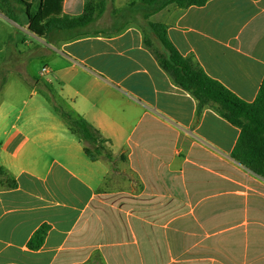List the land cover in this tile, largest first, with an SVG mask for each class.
<instances>
[{
    "label": "crops",
    "instance_id": "0c3cea01",
    "mask_svg": "<svg viewBox=\"0 0 264 264\" xmlns=\"http://www.w3.org/2000/svg\"><path fill=\"white\" fill-rule=\"evenodd\" d=\"M85 7L89 34L46 41L44 76L55 78L45 84L63 85L59 97L111 160H90L36 87L21 106L1 100L0 264H89L95 254L103 264H264V179L231 158L239 129L208 105L197 113L144 26L165 25L182 57L251 103L264 79V0L172 4L146 20L141 0H61L52 16Z\"/></svg>",
    "mask_w": 264,
    "mask_h": 264
},
{
    "label": "trees",
    "instance_id": "16d2710c",
    "mask_svg": "<svg viewBox=\"0 0 264 264\" xmlns=\"http://www.w3.org/2000/svg\"><path fill=\"white\" fill-rule=\"evenodd\" d=\"M209 0H141L145 7L144 19L163 10L169 5L178 8L202 7ZM61 0H38L28 3L24 0H0L7 18L20 25L19 15L24 9L26 28L38 38L52 42L57 33L68 34L69 38L86 35L88 27L94 21L95 14L85 7L83 15L77 18L68 16L54 17L60 12ZM20 7L21 10L18 8ZM145 29L155 37L163 52L156 58L163 68L184 91L190 93L198 102L197 113L203 106H210L217 113L239 129V136L231 158L256 176L264 179V79L255 100L247 103L236 97L223 85L209 78L190 58H184L174 48L167 37V27L163 24L145 22ZM148 45V42H145ZM54 110L66 121L69 130L75 133L85 144V154L90 160H96L101 152L105 159L111 160V154L105 147L98 131L83 119H76L61 107ZM7 174L0 168V175ZM14 180L8 181V187H15ZM49 230L42 225L28 241L30 250H38Z\"/></svg>",
    "mask_w": 264,
    "mask_h": 264
},
{
    "label": "rangeland",
    "instance_id": "374dc122",
    "mask_svg": "<svg viewBox=\"0 0 264 264\" xmlns=\"http://www.w3.org/2000/svg\"><path fill=\"white\" fill-rule=\"evenodd\" d=\"M37 2L38 0H35L34 5ZM18 9L21 10L20 7ZM4 11L5 8L0 7V101L6 100L21 106L27 98L30 88L36 87L47 96L50 95L49 100L52 104H57L70 113V104L59 97L63 85L54 81L53 89H51L45 84L46 80L55 78V74L45 77L44 73L46 72L42 70L45 68L43 65L46 61L42 59V56L45 55L46 40L34 37L27 30L24 25V9L20 12L22 16L20 21L23 27L9 20ZM161 49V47L155 49L157 54L163 51ZM73 86L82 88L81 82L73 83ZM72 116L75 117L73 114ZM100 156L105 159L104 152H101ZM95 255L89 264H103L100 257Z\"/></svg>",
    "mask_w": 264,
    "mask_h": 264
},
{
    "label": "built area",
    "instance_id": "2783aa9c",
    "mask_svg": "<svg viewBox=\"0 0 264 264\" xmlns=\"http://www.w3.org/2000/svg\"><path fill=\"white\" fill-rule=\"evenodd\" d=\"M46 69H43V71H45Z\"/></svg>",
    "mask_w": 264,
    "mask_h": 264
}]
</instances>
